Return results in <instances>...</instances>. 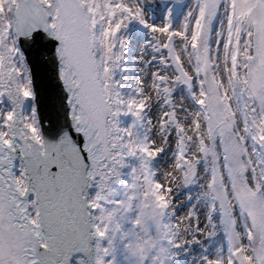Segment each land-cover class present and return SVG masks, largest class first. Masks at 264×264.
<instances>
[{"label":"snow or ice","instance_id":"obj_1","mask_svg":"<svg viewBox=\"0 0 264 264\" xmlns=\"http://www.w3.org/2000/svg\"><path fill=\"white\" fill-rule=\"evenodd\" d=\"M0 264H264V0H0Z\"/></svg>","mask_w":264,"mask_h":264}]
</instances>
